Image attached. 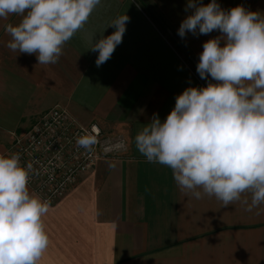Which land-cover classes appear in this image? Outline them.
Instances as JSON below:
<instances>
[{
  "label": "crops",
  "instance_id": "0c3cea01",
  "mask_svg": "<svg viewBox=\"0 0 264 264\" xmlns=\"http://www.w3.org/2000/svg\"><path fill=\"white\" fill-rule=\"evenodd\" d=\"M141 1L101 0L56 64L9 50L4 25L21 17L0 21V155L12 133H23L55 105L125 142L121 153L98 160L49 204L43 221L50 243L40 264H264V205L248 212L239 203L186 197L169 168L136 149V134L154 114L163 121L187 87L207 85L196 65L203 43L220 35L188 33L181 40L177 30L192 11H184L187 0H145L159 19ZM217 3L264 15V0ZM125 14L122 43L96 67L98 52L87 50L89 43L115 31L109 24Z\"/></svg>",
  "mask_w": 264,
  "mask_h": 264
},
{
  "label": "clouds",
  "instance_id": "9594fccd",
  "mask_svg": "<svg viewBox=\"0 0 264 264\" xmlns=\"http://www.w3.org/2000/svg\"><path fill=\"white\" fill-rule=\"evenodd\" d=\"M100 3L0 0V21L21 17L4 25L6 47L35 54L38 64H56ZM189 10L177 30L181 40L188 33H220L203 43L196 66L202 80H211L187 87L163 121L154 114L136 134L135 146L147 162L171 170L184 196L214 197L223 207L239 203L252 212L264 205V15L241 5L225 10L217 0H187ZM129 19L117 17L109 24L115 31L89 43L87 50L98 52L96 67L122 43ZM93 133L79 136L77 145L91 150ZM31 169L18 153L0 155V264H40L49 247L43 217L50 205L30 192Z\"/></svg>",
  "mask_w": 264,
  "mask_h": 264
},
{
  "label": "built area",
  "instance_id": "2783aa9c",
  "mask_svg": "<svg viewBox=\"0 0 264 264\" xmlns=\"http://www.w3.org/2000/svg\"><path fill=\"white\" fill-rule=\"evenodd\" d=\"M93 129L97 140L92 149L79 147L77 138ZM124 149L122 136H105L98 124L82 125L66 109L55 105L23 133H12L3 155L18 153L22 165H32L28 187L51 204L98 160L117 156Z\"/></svg>",
  "mask_w": 264,
  "mask_h": 264
},
{
  "label": "water",
  "instance_id": "95a60500",
  "mask_svg": "<svg viewBox=\"0 0 264 264\" xmlns=\"http://www.w3.org/2000/svg\"><path fill=\"white\" fill-rule=\"evenodd\" d=\"M142 2H144V3L148 6L149 10L154 14V16H155L157 19H159V17L156 15V13L153 11V9L147 4V2H146L145 0H142ZM179 46L183 49V51H185L184 48H183L181 45H179ZM196 66H197V65H196ZM208 81H210V80L208 79Z\"/></svg>",
  "mask_w": 264,
  "mask_h": 264
},
{
  "label": "trees",
  "instance_id": "16d2710c",
  "mask_svg": "<svg viewBox=\"0 0 264 264\" xmlns=\"http://www.w3.org/2000/svg\"><path fill=\"white\" fill-rule=\"evenodd\" d=\"M140 1H141V0H140ZM141 5L144 6L147 10H149V9H148V6H147L144 2L141 1ZM149 13H150V12H149ZM150 15L153 16L152 13H150Z\"/></svg>",
  "mask_w": 264,
  "mask_h": 264
}]
</instances>
